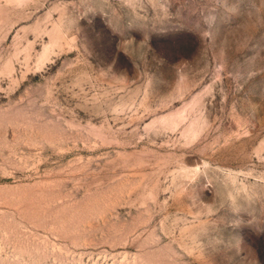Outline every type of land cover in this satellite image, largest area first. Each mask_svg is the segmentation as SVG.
Wrapping results in <instances>:
<instances>
[{"label":"rangeland","instance_id":"rangeland-1","mask_svg":"<svg viewBox=\"0 0 264 264\" xmlns=\"http://www.w3.org/2000/svg\"><path fill=\"white\" fill-rule=\"evenodd\" d=\"M0 264H264V0H0Z\"/></svg>","mask_w":264,"mask_h":264}]
</instances>
